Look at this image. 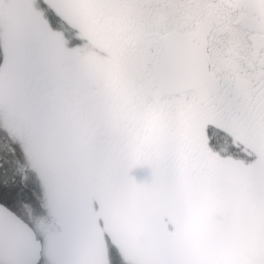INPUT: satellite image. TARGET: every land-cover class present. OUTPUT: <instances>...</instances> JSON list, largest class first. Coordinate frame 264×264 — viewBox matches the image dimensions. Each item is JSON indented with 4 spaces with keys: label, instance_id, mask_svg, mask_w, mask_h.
Wrapping results in <instances>:
<instances>
[{
    "label": "snow or ice",
    "instance_id": "1",
    "mask_svg": "<svg viewBox=\"0 0 264 264\" xmlns=\"http://www.w3.org/2000/svg\"><path fill=\"white\" fill-rule=\"evenodd\" d=\"M0 264H264V0H0Z\"/></svg>",
    "mask_w": 264,
    "mask_h": 264
}]
</instances>
